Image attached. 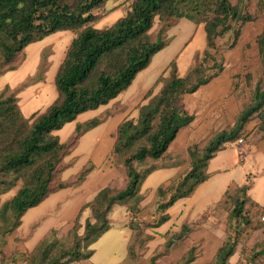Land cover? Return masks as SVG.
I'll return each instance as SVG.
<instances>
[{"label":"trees","instance_id":"obj_1","mask_svg":"<svg viewBox=\"0 0 264 264\" xmlns=\"http://www.w3.org/2000/svg\"><path fill=\"white\" fill-rule=\"evenodd\" d=\"M109 1L0 0V77L21 67L28 46L58 32L75 34L56 73L58 97L45 111L26 116L21 109L20 93L31 85L30 80L18 87L5 86L0 90V246L15 235L29 210L52 194L79 188L86 182L94 167L88 164L72 179L63 180L62 174L73 165L65 160L87 132L107 123L116 113L107 110L77 123L65 142L57 132L80 115L110 105L126 92L138 74L151 65L155 55L170 45L172 38L168 31L179 20L187 19L197 27L203 24L207 48L202 57L196 56L194 67L186 77L179 75L176 57L145 94L144 102L138 105L137 117L126 118L118 125L110 159L114 166L123 169L124 187H102L80 209L64 239L57 236L56 229H51L30 251L18 246L10 256L0 252V264L87 261L94 254L92 246L112 227L109 214L118 205L127 206L133 216L128 225L132 232L128 253L133 264H141L148 244L154 239L152 231L169 221L166 212L175 203L190 198L209 179L208 165L225 150L226 144L244 146L247 136L245 144L238 141L254 119H258L257 133L264 140L263 31L257 38L261 74L250 103L239 111L232 128L213 133L203 148L189 147V169L156 190L159 217L154 221L141 219L143 203L152 192L142 191L144 181L158 170L181 164L182 160L172 154L170 147L180 131L195 120V115L184 107L185 95L197 92L224 71L211 54V50L218 49V40L230 34V48H234L243 26L257 17L246 12L247 0H238L237 5L232 0H131V8L124 17L98 29L95 23L104 15ZM257 1L264 9V0ZM156 18L162 25L152 40L150 31ZM209 58L213 60L212 74L205 69ZM15 190V195L2 203V197ZM230 191L224 198H230L229 223L236 236H229L207 264H231L237 252L238 234L253 224L250 207H259L248 197V186L236 187L232 194ZM84 213L90 216L82 224L80 219ZM261 225L264 227V223ZM198 230L196 222H186L179 231L166 233L165 242L156 248L148 264H157L181 249ZM14 238L16 245L27 240L25 236ZM200 247L199 243L194 244L176 264H196L201 256Z\"/></svg>","mask_w":264,"mask_h":264},{"label":"rangeland","instance_id":"obj_2","mask_svg":"<svg viewBox=\"0 0 264 264\" xmlns=\"http://www.w3.org/2000/svg\"><path fill=\"white\" fill-rule=\"evenodd\" d=\"M232 2L234 5L238 4V0H232ZM130 8L131 0H110L103 11L104 15L95 23L94 27L104 29L113 25L118 19L124 17ZM246 12L257 18L255 21L243 26L236 46L232 49L230 48L232 35L228 34V36L218 40L219 47L216 51L211 50L213 58L218 62L217 64L223 66L224 70H228L233 79H235V86L238 90L239 111L250 103L251 93L257 80L260 78L262 68L257 38L264 31V9L260 8L257 0H247ZM161 25L162 23L159 18H156L154 27L150 31V38L152 40H155ZM169 35L175 37L173 43L155 56L152 65L137 76L132 87L127 92L121 94L118 103L100 107L94 111H88L80 115L75 122L66 124L63 129L56 133L60 140L65 142L74 132L77 123L93 119L104 114L107 110H112L116 113L107 123L87 132L80 139L75 151L65 160V162L73 165L62 174L63 180L72 179L88 164L94 167V171L89 175L86 182L79 188L66 189L52 194L44 203L29 210L24 215L21 227L14 235L27 237L25 242L19 244L22 247L21 249L26 251L32 250L51 229H56L57 236L64 239L65 233L70 228L72 222V220H68L71 216L68 212L75 203L77 194L89 193L92 188V192L88 198L90 200L104 186L124 187L126 182L124 171L121 167L114 166L110 159V152L117 131V129L115 130L117 122L114 123V121H119L122 117H125L124 119L137 117V108L138 105L144 102V98L142 97L145 91L156 82L161 75V70L165 66L167 67L176 57L178 73L181 77H186L194 67L196 56L202 57L204 50L207 48V38L203 24L197 27L191 21L181 19L176 26L171 28ZM74 37L75 34L72 32H58L45 38L43 41L28 46L26 48V60L21 67L0 77V90L5 86L18 87L27 80H30L29 84L31 85L20 93L21 109L26 116H30L35 112L45 111L57 99L56 73ZM190 39L192 40L183 48ZM205 64L207 66V68L205 67L206 71L212 74L214 72L211 68L213 60L209 58ZM37 73L39 74L38 77L32 80ZM115 117L116 119H114ZM113 123L114 125H112ZM110 124L113 126V129L107 132ZM227 144L231 145H229L228 150L224 154L229 157L230 155L236 158L237 156L239 157L238 150L240 148L238 147L240 146H237V143L236 145L233 143ZM243 151L242 154L240 153L242 156L245 153ZM183 158H185L183 155H179L178 157L180 160ZM184 173L180 168H167L158 170L147 177L141 188L142 191L151 190L152 192L140 216L141 219L146 217L149 221H154L159 217L157 205L160 201L158 202L157 188L169 179L172 181ZM251 174L252 176L247 178L250 182H254L255 187L252 196L262 204L264 203V177L262 174L256 176V172H252ZM245 181L244 166L236 167L232 171H226L215 177L212 181L205 183L206 185L201 190L199 197L194 201V209H189L187 214L189 221L194 220L193 222L199 225V233L194 235L192 241L200 239L199 244L205 248V251L210 249L214 251L218 248L221 241L223 243L229 236L235 238L236 233L229 223L230 198L226 196L221 202L220 200L225 191L231 190L232 194L233 190ZM15 193L16 190L4 195L2 203L11 199ZM207 193H210V195L206 197ZM181 207L182 204L180 203L172 209L174 218L172 222L161 226V232H166L171 226L174 227L173 223H176V218L179 215ZM250 209L253 224L243 233L238 234L237 252L231 259V264H264V227L261 225L264 223V206L250 207ZM88 215L90 216L89 213L82 215L80 219L82 224H84L85 218ZM132 217L127 206L118 205L114 207L109 214V220L114 226L92 246L96 251L92 257V262L95 261L102 264L113 252H115V262L120 260L119 257L122 254L124 256L127 255V242L122 244V237L118 234L125 230V227H121L120 225L126 224L128 226ZM35 224L37 226L33 229ZM120 227L121 229H118ZM111 230L114 231L109 232ZM214 234L217 236L214 237ZM218 235L220 242L217 240ZM12 238L14 237H10L9 241L0 246V252H6L7 256H10L15 247L19 246L16 245L15 238L14 242ZM18 241H21V239ZM192 241H190V244ZM155 246V244L152 245L153 249ZM180 254L181 252L178 253V256ZM145 260L143 258L141 264H145ZM174 260L175 258H173L172 264L175 263ZM75 264H88V262L84 261Z\"/></svg>","mask_w":264,"mask_h":264},{"label":"crops","instance_id":"obj_3","mask_svg":"<svg viewBox=\"0 0 264 264\" xmlns=\"http://www.w3.org/2000/svg\"><path fill=\"white\" fill-rule=\"evenodd\" d=\"M169 31H168V35H169ZM170 37L172 38V41L170 43V45H171L173 43V41L175 40V37L174 36H170ZM191 40L192 39H190L186 43V45H184L183 48H185ZM154 59H155V57L153 58L152 63H153ZM152 63H151V65H152ZM168 66H169V64L167 65V67ZM167 67L165 66L164 69L161 70V74L167 69ZM132 85H131V87H132ZM151 87H149L145 91L142 98H144L145 94L147 93V91ZM119 97H117L114 101H112L111 104L113 105V104L118 103ZM184 107L189 114L195 115V120L193 121V123L190 126L184 128L180 131L176 140L173 142V144L170 147V151L172 152V154L174 156H179V155L182 156L183 155L185 158L182 159L181 164L178 165V167H169V168H174V169L180 168V169H182V171L186 172L190 167V159H189V154H188L189 147L197 145V146H199V148H203L208 143V141L212 138L213 133H215L218 130L230 129L235 125L236 120H237V116L239 113V110H238V90L235 86V79H233V76L230 74V72L228 70H224L218 77H215L206 85L201 86L197 92H195L193 94L185 95ZM124 118L122 117L119 121H116V120L114 121V123L117 122L115 124V130L117 129L118 125L122 122V120ZM114 119H116V117ZM114 123L112 125H114ZM257 124H258V119H254L246 127V131L244 134H245V136H247V142L244 145L245 147H238V148H240V150L242 148H244L243 149L244 150L243 152H245L244 156H242L240 154V150H238L239 157L237 156V158L235 156L232 157L231 155L229 157L226 154H224V152H226L228 150L229 145H231V144H227L225 150L219 152L216 155V157L210 161V163L208 165V173H209L210 177L206 182L212 181L215 177L223 174L226 171H232L236 167L244 166V170H245V174H246V181L238 187L248 186L247 195L251 199V202L254 203L256 206H264V203L261 204L259 201H257L256 199L253 198L252 192H253L254 187H255L254 182H250L248 179L250 176H252V174H251L252 172H256V176H260L259 174H262L264 177V140L261 139L257 133ZM112 125L110 124V127L108 128L107 132H110V129H113ZM233 144L236 145V143H233ZM229 160H230V163H229ZM170 180L171 179H169L168 181H166L162 185H167L170 182ZM206 182L201 184L196 189L195 193L190 198L179 200L177 203H175V205H173L166 212V214L169 215L170 219L165 224L172 222V220L174 218V216L172 214V209L177 204H180V203L182 204L179 215L176 218V223H173L174 227L171 226L166 232H161L160 231L161 227L152 231V234L154 235V239L148 244V252H147V255L145 256V259H146L145 264L149 263L148 261L151 258V256L153 255L156 248H158L160 245H162L165 242V239L163 236L166 233H169V234L175 233V232L179 231V229L181 228V226L184 223L194 221V220L189 221V217H187V214H188L189 209H191V208L194 209V201H195V199H197V197H199V194L201 193V190L203 189V187H205ZM87 190H88V188H87ZM227 191L224 192L223 196L221 197L220 202L223 200ZM91 192H92V188L89 191V193L85 192V194L81 193V195H79V194L76 195L77 199H76L75 203L73 204V206L71 207L70 211L68 212L69 214H71V216H70L71 219L69 218L68 220L73 221L75 219V217L77 216L78 212L80 211V209L88 201H90L94 197L93 196L90 200H88ZM209 195H210V193H207L206 197ZM147 200L143 203L144 207L147 205ZM112 226H114V224ZM120 226L125 227V230H123L122 233L118 231L119 232L118 235L122 237L121 243L124 244L125 242H127V245H129V241H130V237H131L132 232L129 229V227L126 226V224H123ZM121 227L118 229H121ZM113 231L114 230H111L109 232H113ZM197 233H199V230L190 235V237L185 241L184 246L181 249L174 251L167 258H165L163 260H159L157 262V264H172L173 258H175L174 264H176V262L194 244L199 243L201 241L200 239L192 241V238L194 239V235ZM107 235H109V234L107 233ZM216 236L217 235L214 234V237H216ZM11 237H14V236H11ZM13 239L14 238H12V241H13ZM217 240L220 242L219 235L217 237ZM190 241H192L191 244H190ZM153 244L156 245L154 249L152 247ZM221 245H222V241L219 244L218 248H216L214 251H212L211 249L205 251V248L203 246H201L199 249V251H201V256L196 260L195 263L196 264H207V263H209L213 259V257L215 256L217 250L220 248ZM92 249H93V247H92ZM127 249H128V246H127ZM22 250H24V249H22ZM180 252H181V254H180V256H178V253H180ZM95 253H96V251L94 250L93 256L95 255ZM114 254H115V252H113L109 257H107L106 260L102 264H133V262L129 258V253H127L126 256H124V254H122L119 257L120 260L118 262L114 261ZM92 257L86 261V262H88V264H100V263H97L95 261L92 262V260H93Z\"/></svg>","mask_w":264,"mask_h":264},{"label":"built area","instance_id":"obj_4","mask_svg":"<svg viewBox=\"0 0 264 264\" xmlns=\"http://www.w3.org/2000/svg\"><path fill=\"white\" fill-rule=\"evenodd\" d=\"M246 138V136H244V137H242L239 141H238V144H245V141H244V139ZM242 149L240 150V153L242 154ZM263 220H264V218H263Z\"/></svg>","mask_w":264,"mask_h":264}]
</instances>
